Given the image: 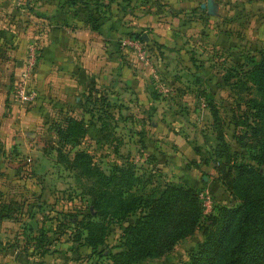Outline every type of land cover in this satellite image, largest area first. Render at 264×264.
<instances>
[{"label": "rangeland", "instance_id": "rangeland-1", "mask_svg": "<svg viewBox=\"0 0 264 264\" xmlns=\"http://www.w3.org/2000/svg\"><path fill=\"white\" fill-rule=\"evenodd\" d=\"M37 1L46 5L57 2L61 6L57 13L65 12L67 15L84 10L86 17L85 11H88L91 27L105 28L103 35L114 38L113 48L116 51L130 54L136 61L135 66L151 68L157 76L151 73L148 77L151 95L161 97L156 107L139 106L138 103L134 107L122 108V113L119 110L117 118L113 108L105 105L107 99L103 96H90L91 102L87 106L77 107L72 115L86 123L87 134L76 150L89 153L104 172L113 165L122 164L124 160L133 162L139 169V175L146 178L152 174L154 185H162L168 180L187 186L185 182H188L191 174H196V183L199 188L209 192L213 203L211 209L204 213L205 216L212 212L214 204L228 208L238 206L239 201L233 199L218 181L213 182L210 188L204 186L202 178H206L207 183L211 181L210 178L217 180L214 149L218 133L224 136L229 149L222 164L225 163L227 167L239 163L253 164L249 150L241 148L234 140L244 127L235 128L233 118L235 115L241 116L247 109L230 86L235 80L232 77L234 73L241 75V72L251 68L259 60V52L264 50V0L250 3L245 7L247 11H241L242 4L247 0H216L213 13L212 9L207 8V0H204L202 6L190 10L185 17L187 27L183 34L194 33L198 37L192 42H170L166 48L165 43L157 40L158 35L147 26H133L135 19L146 17L153 9L159 14L163 7L159 4L160 0ZM25 3L32 5L33 0H26ZM242 13L246 17L254 14L251 20L246 19L250 22L245 32L239 29L237 23L240 19L238 14ZM36 16L45 18L43 14L36 13ZM179 20L178 27L173 30L175 34L179 33L178 28L183 21L181 18ZM108 29L115 32L109 33ZM206 33L209 36L212 34L208 40L205 39ZM138 36L141 40L147 38L142 43L145 42L144 48L149 56L148 66L137 61L134 50L125 45L127 41H138ZM42 47L43 43L33 41L23 47L14 43L0 44V89H8L10 98L7 96V101L19 104L22 114V119L16 117L15 122L0 120V198L5 195L18 197L19 203L10 206V212L15 216H24L25 222L30 220L29 224L34 223L35 215L36 221L41 222V229L49 233L55 226L61 232L60 226H66L67 216L76 215L80 219L78 214L86 209L91 185L79 178L76 172H70L57 157L58 150H62L63 154L69 152L72 156L70 145L65 144L61 135L67 119L71 117L69 112L60 111L55 115L48 109L41 117L34 113L29 115L32 110H37L35 102H38L37 92L40 88L34 84L33 78L42 58ZM165 49V52L177 53L175 58L169 60L164 55ZM31 54L35 57L32 68L29 66ZM25 74L29 76L36 97L33 102L23 105L16 97V90ZM227 78L229 85L225 83ZM154 84L161 85V88L155 90ZM243 96L246 97L245 94ZM207 99L210 106L218 111L219 125L213 124ZM43 101L48 104L51 99L43 98ZM146 114L150 119H145ZM183 141L187 152L185 146L180 148L174 144ZM162 163L168 165L166 173L156 168ZM205 226L206 219H203L195 234L180 242L166 257L139 264H189L190 256L204 241L202 231ZM119 233L118 227L110 228L106 241L108 249L115 244ZM54 237L52 234L49 236L51 239ZM62 248L66 249L65 246ZM89 256L88 253L78 252L73 258L85 260ZM96 257L92 258V262H101Z\"/></svg>", "mask_w": 264, "mask_h": 264}, {"label": "trees", "instance_id": "trees-1", "mask_svg": "<svg viewBox=\"0 0 264 264\" xmlns=\"http://www.w3.org/2000/svg\"><path fill=\"white\" fill-rule=\"evenodd\" d=\"M136 38L142 43L140 36ZM232 77L235 80L230 87L247 109L233 118L235 128L244 127L234 140L249 150L254 165L222 164L229 149L221 133L216 137L214 164L217 181L239 201L238 206L214 204L212 212L205 216L199 198L203 188L172 182L154 185L152 174L144 178L128 160L104 172L89 153L76 150L87 134V125L69 117L61 135L65 144L70 145L72 156L58 150L57 157L91 186L85 211L78 214L80 219L67 216L66 226H60L61 234L87 248L93 258L105 261L95 264H139L171 254L206 219L204 241L190 256L189 264H264V50L251 68ZM229 81L227 78L225 83L229 85ZM202 95L206 101L204 92ZM207 104L213 124L219 125L217 109L210 106V101ZM115 226L120 233L109 250L106 241L110 228ZM50 240L54 239L46 242L40 238L39 243L46 242L43 245L47 246Z\"/></svg>", "mask_w": 264, "mask_h": 264}, {"label": "crops", "instance_id": "crops-1", "mask_svg": "<svg viewBox=\"0 0 264 264\" xmlns=\"http://www.w3.org/2000/svg\"><path fill=\"white\" fill-rule=\"evenodd\" d=\"M255 1L247 0L244 5L241 3V11H247L245 7L250 6V3ZM25 2L26 0H0V44L14 43L18 47H23L24 44L32 41L43 43L42 58L33 78L34 84L40 88V90L38 89L40 93L37 92L38 102H35L37 110H32L29 115L34 113L41 117L44 112L51 109L55 115L60 111H65L69 112V116L75 118L72 113H75L77 107L84 108L87 106L90 103V96L106 98L105 105L113 108L116 118L120 115L119 110L122 113V108L134 107L138 103L139 106L150 107L153 105L156 107L161 102V97L157 96L158 94L156 96L151 95L152 88L148 86V77L151 73L157 77L154 70L148 69V67L139 68L135 66L136 61L130 54L120 50L119 52L116 51L113 48L114 38L103 35L105 28L92 29L88 11H85L86 17L84 10L73 15H67L65 12L57 13L61 7L58 6L57 2H53L51 5L38 3L37 0H33L32 5H27ZM203 2L204 0H160L159 4L163 7H161L159 14H156V10L153 9L152 13L146 17L135 19L133 26L145 25L153 30L155 35H158L157 40L165 43V48L169 46L170 42L173 44L175 41L192 42L198 35L194 33L183 34L187 27L186 13L200 5L202 6ZM205 3L207 8L210 4L208 10L212 9L211 13L215 12L216 0H207ZM36 13L45 15V18L37 17ZM238 16L240 18L237 20L239 29H243L245 32L254 14L246 17V14L242 13ZM180 18L183 21L178 28L179 33L175 34L173 30L178 27ZM247 18H250L249 22L246 20ZM195 21L196 19L193 20V22ZM111 30L108 29L109 33L115 32V30ZM211 37L212 34L209 36V33H206L205 39L208 40ZM165 51L166 49L163 50V52ZM164 55L172 60L171 58H175L177 53L167 51ZM29 85H31L30 82ZM154 85L157 91L158 87L161 88V85ZM188 86L191 85L188 84ZM7 92L8 89L1 87L0 120L13 122L16 117L18 119L22 114H20L19 104H15L12 100V104L7 101V96L10 98V93L7 94ZM39 97L42 99H40L41 101ZM43 98H50L51 101L47 104ZM200 101L202 102L201 99ZM81 111L82 109L80 113ZM144 117L150 119L147 114ZM183 142H175L174 144L179 145L180 148L185 146L187 152L188 148L185 141ZM167 167L168 165L162 163L156 168L166 173L165 171L169 170ZM191 175L188 182H185L186 185L199 187L196 183V174ZM205 179L202 178L205 187L211 188L213 182L218 183L214 178H210L209 183ZM167 182L171 181L167 180ZM15 203H19L18 197L5 195L0 198V264L96 263V261L92 262L94 256L90 255L87 248L71 242L68 235H62L61 232L57 231V226L48 233L41 229V222L36 221L35 215L32 220L33 224H29L30 220L25 222L24 216L13 215L9 209ZM16 218L21 220H16ZM24 223H28V225ZM50 234L55 236L54 240L49 241L50 245L44 246L50 239ZM40 238L46 241L45 244L43 241V243H39ZM55 245L58 247L56 248ZM64 246L66 249L62 248ZM42 250H46L47 253L42 254ZM78 252L88 253L90 256L85 260L76 258L74 260L73 256Z\"/></svg>", "mask_w": 264, "mask_h": 264}, {"label": "built area", "instance_id": "built-area-1", "mask_svg": "<svg viewBox=\"0 0 264 264\" xmlns=\"http://www.w3.org/2000/svg\"><path fill=\"white\" fill-rule=\"evenodd\" d=\"M125 45L130 46L134 51V55L137 61L148 66L149 65V56L144 48V44L139 41H127ZM35 65V57L33 54L30 55L29 66L32 68ZM29 76L28 74L24 75V78L21 80L18 88L16 90V97L19 102L23 105L29 104L35 100L36 93L30 88L29 85ZM200 201L204 208V213L206 214L211 209L213 205L211 198L209 196V192L207 190H203L199 194Z\"/></svg>", "mask_w": 264, "mask_h": 264}, {"label": "water", "instance_id": "water-1", "mask_svg": "<svg viewBox=\"0 0 264 264\" xmlns=\"http://www.w3.org/2000/svg\"><path fill=\"white\" fill-rule=\"evenodd\" d=\"M208 7L210 8V4H208ZM145 42L147 41V38H142Z\"/></svg>", "mask_w": 264, "mask_h": 264}]
</instances>
